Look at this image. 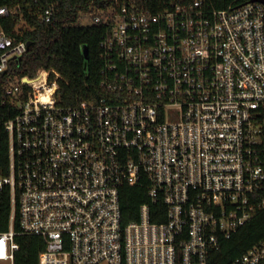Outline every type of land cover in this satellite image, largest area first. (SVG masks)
Returning a JSON list of instances; mask_svg holds the SVG:
<instances>
[{"label":"built area","instance_id":"obj_1","mask_svg":"<svg viewBox=\"0 0 264 264\" xmlns=\"http://www.w3.org/2000/svg\"><path fill=\"white\" fill-rule=\"evenodd\" d=\"M0 7L26 29L29 0ZM42 7L46 24L60 0ZM209 11L196 0L153 12L87 0L79 25H100L102 95L62 106L61 77L38 70L5 86L10 196L0 264L17 235L39 236L38 264H207L264 205V4ZM0 28V74L26 53ZM151 203L123 223L121 187ZM154 203L164 222L152 221ZM18 230L14 229V222ZM230 264H264V239Z\"/></svg>","mask_w":264,"mask_h":264},{"label":"trees","instance_id":"obj_2","mask_svg":"<svg viewBox=\"0 0 264 264\" xmlns=\"http://www.w3.org/2000/svg\"><path fill=\"white\" fill-rule=\"evenodd\" d=\"M126 2L140 6L153 12H158L170 5H188L196 0H125ZM206 10H221L246 3L247 0H199ZM45 7L50 0H41ZM87 0H60L59 13L51 22L42 23L38 10L29 0L33 13L25 9L22 19L26 23V29H17L18 18H0V28L8 36L16 41L29 42L26 53L19 62L9 61L7 72L0 74V176L8 175L7 147L8 140L5 132V124L17 111L16 106L9 104L5 97V86L8 82H14L22 77H33L38 70L53 69L59 74L61 80L56 93L62 106L74 105L85 99H93L102 95L100 89V69L98 41L103 32L100 25L81 26L79 16L85 8ZM20 4L17 0H0V7H9ZM86 48V60L83 50ZM120 211L123 223L137 219L138 207L144 203L151 205L147 186L138 184H125L120 191ZM161 210L162 217L153 214L152 221L164 222V206L154 203L151 212ZM10 213L9 189L4 187L0 191V232L8 230ZM14 229L18 230L17 221ZM264 239V205L256 214L229 238H220L219 250L213 252L207 264H230L240 257L252 246ZM15 241L18 249L14 252L13 264H38L39 255L44 250L45 244L42 237L17 235Z\"/></svg>","mask_w":264,"mask_h":264},{"label":"water","instance_id":"obj_3","mask_svg":"<svg viewBox=\"0 0 264 264\" xmlns=\"http://www.w3.org/2000/svg\"><path fill=\"white\" fill-rule=\"evenodd\" d=\"M252 1H257V2H261V3L264 4V0H249L248 2L252 3ZM29 44H30L29 42L26 43L27 46H29ZM83 56H84V58L86 60V48H84V50H83ZM15 61L16 62H19L20 61V58L19 57L16 58Z\"/></svg>","mask_w":264,"mask_h":264}]
</instances>
